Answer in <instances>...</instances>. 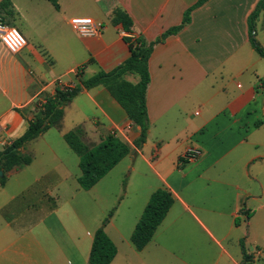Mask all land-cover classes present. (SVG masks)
<instances>
[{
  "label": "crops",
  "instance_id": "obj_1",
  "mask_svg": "<svg viewBox=\"0 0 264 264\" xmlns=\"http://www.w3.org/2000/svg\"><path fill=\"white\" fill-rule=\"evenodd\" d=\"M198 1L57 0V7L50 0H0V11L27 38L18 53L0 41V122L7 137L14 141L43 115L42 103L58 85H79L130 56L129 33L113 21L116 9L153 40L180 25ZM259 1L207 0L155 45L142 148L133 143L139 126L102 85L82 87L60 126L20 148L31 162L0 181V264H89L101 226L117 246L110 264H264V58L249 33ZM76 16L93 17L103 31L79 34L71 24ZM256 37L264 48V9ZM77 128L89 146L111 132L131 146L88 190L78 182L80 157L64 138ZM191 146L202 153L183 163ZM160 187L175 200L139 250L131 236Z\"/></svg>",
  "mask_w": 264,
  "mask_h": 264
},
{
  "label": "trees",
  "instance_id": "obj_2",
  "mask_svg": "<svg viewBox=\"0 0 264 264\" xmlns=\"http://www.w3.org/2000/svg\"><path fill=\"white\" fill-rule=\"evenodd\" d=\"M50 1L55 6H59L57 0ZM205 1L207 0H199L195 5L189 7L185 11L180 25L167 29L153 40L147 39L141 33H136L133 27L134 21L129 13L121 8L116 9L113 21L122 24L124 30L129 33L126 40L129 43L130 56L111 71L101 70L81 79L79 85L72 87L58 85L55 94L49 97L43 105V115L30 121L28 128L20 137L16 138L5 149L0 150V170L3 172L0 177L1 183H5L8 170L31 162V156L23 154L20 148L50 126H60L66 104L79 93L82 87L89 89L102 85L111 91L125 108L133 124L139 126L140 134L133 143L135 148H142L147 141L150 127L147 88L151 80L149 59L152 52L158 42L163 41L170 34L177 33L189 23L193 9ZM263 9L264 0H260L249 16V33L252 46L264 58V48L256 37V20ZM128 74L136 75L137 81L129 80ZM261 86L264 88V79ZM45 121H47L46 124ZM82 133L81 128L73 129L66 132L64 138L80 157L81 175L78 182L81 188L88 190L131 152V146L118 137L115 132L106 135L99 143L89 146L82 139ZM174 200L172 192L167 188L160 187L151 194L131 236L133 243L139 250L143 249L152 239ZM113 212L114 209L110 211L109 216ZM116 254V244L105 232L103 226L99 227L94 234L89 264H110Z\"/></svg>",
  "mask_w": 264,
  "mask_h": 264
},
{
  "label": "built area",
  "instance_id": "obj_3",
  "mask_svg": "<svg viewBox=\"0 0 264 264\" xmlns=\"http://www.w3.org/2000/svg\"><path fill=\"white\" fill-rule=\"evenodd\" d=\"M73 28L83 36L99 35L103 29L104 24L96 21L91 16H76L71 19ZM0 41L12 53H18L27 45V38L23 32L15 25L11 24L6 16L0 11ZM62 87H72V85L61 84ZM47 100L43 101V105ZM7 128L0 122V150L5 149L13 143V140L7 137ZM202 151L198 147H189L183 155V163L196 160ZM253 256L259 257L261 251L255 249L252 252Z\"/></svg>",
  "mask_w": 264,
  "mask_h": 264
},
{
  "label": "water",
  "instance_id": "obj_4",
  "mask_svg": "<svg viewBox=\"0 0 264 264\" xmlns=\"http://www.w3.org/2000/svg\"><path fill=\"white\" fill-rule=\"evenodd\" d=\"M47 123V121H45V124ZM3 175V172H2V170H0V176H2Z\"/></svg>",
  "mask_w": 264,
  "mask_h": 264
},
{
  "label": "rangeland",
  "instance_id": "obj_5",
  "mask_svg": "<svg viewBox=\"0 0 264 264\" xmlns=\"http://www.w3.org/2000/svg\"><path fill=\"white\" fill-rule=\"evenodd\" d=\"M24 34V33H23ZM1 177V176H0ZM218 252H219V250H218Z\"/></svg>",
  "mask_w": 264,
  "mask_h": 264
}]
</instances>
